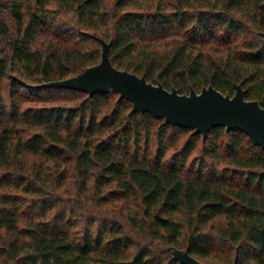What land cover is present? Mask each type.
Segmentation results:
<instances>
[{"label": "trees", "instance_id": "obj_1", "mask_svg": "<svg viewBox=\"0 0 264 264\" xmlns=\"http://www.w3.org/2000/svg\"><path fill=\"white\" fill-rule=\"evenodd\" d=\"M264 106V0H0V264H264V148L120 93L43 86L102 61Z\"/></svg>", "mask_w": 264, "mask_h": 264}, {"label": "water", "instance_id": "obj_2", "mask_svg": "<svg viewBox=\"0 0 264 264\" xmlns=\"http://www.w3.org/2000/svg\"><path fill=\"white\" fill-rule=\"evenodd\" d=\"M99 39L103 44L99 64L75 77L43 86L67 87L90 94L114 90L121 98L133 102L132 112L148 111L164 117L166 122L195 128V132L203 134L204 141L213 128L225 126L228 130L247 133L264 148V106L257 100H247L241 85H237L234 96L224 94L213 85L200 92L192 89L189 94H182L175 88L167 89L162 83L149 82L144 75L115 67L111 62L109 43ZM175 255L183 264H205L188 251L176 249ZM230 264H241L238 252Z\"/></svg>", "mask_w": 264, "mask_h": 264}]
</instances>
